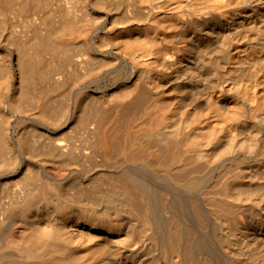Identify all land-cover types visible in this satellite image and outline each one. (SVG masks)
Segmentation results:
<instances>
[{"label": "bare ground", "instance_id": "obj_1", "mask_svg": "<svg viewBox=\"0 0 264 264\" xmlns=\"http://www.w3.org/2000/svg\"><path fill=\"white\" fill-rule=\"evenodd\" d=\"M75 14L36 47L87 46ZM121 14L95 45L124 57H98L120 66L93 96L96 57H1L0 186L15 179L16 200L0 213V264H264V0H128ZM69 66L87 89L40 101ZM76 116L78 142L63 130ZM27 119L47 162L104 167L86 199L65 193L76 166L26 155Z\"/></svg>", "mask_w": 264, "mask_h": 264}, {"label": "rangeland", "instance_id": "obj_2", "mask_svg": "<svg viewBox=\"0 0 264 264\" xmlns=\"http://www.w3.org/2000/svg\"><path fill=\"white\" fill-rule=\"evenodd\" d=\"M128 0H17L7 9L0 10V62L1 57H7L9 65L17 61V57H77L85 55L88 57H96L93 60L90 70L94 74V81L89 85L91 95L96 94L98 90L97 85H108L111 81L112 75L118 70L120 62L116 59H104L98 57H124L123 54H99L97 51L98 45L95 42H103L99 27L102 21H110L111 18H120L123 10L126 8ZM93 4V5H92ZM92 5V6H91ZM95 7V8H92ZM76 13L77 17L81 20L79 22L83 27L90 28L92 36H89L90 42L83 49H80L79 42L72 44H62L64 46L55 48L50 46L48 49H38L37 43L42 38L48 37V28L56 25L63 20L73 18ZM75 14V15H76ZM111 20V19H110ZM92 37V39H90ZM107 40H105L106 42ZM103 42V43H105ZM105 44L102 45L104 47ZM47 60L43 67H47ZM70 69L68 71V78L62 80L59 88L51 89L39 98L47 99L52 104H57L61 101L68 103L70 100L75 99L84 92L89 76L81 75L84 71L82 68ZM11 69V67H10ZM60 75L55 73V76ZM16 83L11 81L10 86ZM79 92V93H78ZM78 93V94H77ZM92 96L85 95L83 98L84 103L89 102ZM21 110L32 112L37 115L36 104L34 106L28 103H20ZM46 119V118H45ZM78 116L74 117L69 126L63 129L65 136L78 142L81 138L82 123ZM46 121L54 125L51 119L47 118ZM20 134L26 143L25 152L31 160L41 158L44 161V168L47 170L57 171L59 166L57 164L68 163L77 167L74 174L73 183L69 185L65 192L76 200L86 199L83 196L82 189L92 184V182L101 176V173L106 172L104 167L95 164L90 160H81L77 157H72L73 161H46V151L48 146V138L42 127L34 120L27 119L20 130ZM11 157V156H10ZM18 159L11 158V166L17 167ZM33 166L36 167L37 165ZM55 167V168H53ZM61 170V169H60ZM15 179L7 184L0 186V213H5L6 206L13 205L16 200L15 193ZM80 187V188H79Z\"/></svg>", "mask_w": 264, "mask_h": 264}]
</instances>
